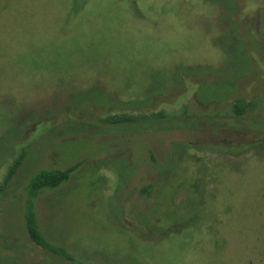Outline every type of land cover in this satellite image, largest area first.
<instances>
[{"label":"rangeland","instance_id":"1","mask_svg":"<svg viewBox=\"0 0 264 264\" xmlns=\"http://www.w3.org/2000/svg\"><path fill=\"white\" fill-rule=\"evenodd\" d=\"M0 264H264V0H0Z\"/></svg>","mask_w":264,"mask_h":264},{"label":"trees","instance_id":"2","mask_svg":"<svg viewBox=\"0 0 264 264\" xmlns=\"http://www.w3.org/2000/svg\"><path fill=\"white\" fill-rule=\"evenodd\" d=\"M243 104V100L236 99L232 104V112L234 115L239 116L245 110ZM164 116L161 113H151V114H143L137 116H129L125 114L120 115H107L102 118L100 121L104 124H132V123H148L151 120H160L163 119ZM20 162V155H18L11 165L8 167L6 175L4 177V182H6L9 177L12 175L16 167ZM73 170V168H67L63 171H41L30 181V187L33 189L36 188H45V189H54L59 186L61 183L65 182L68 178L69 173ZM27 235L29 240L36 246L46 249L43 240L38 235L35 227L28 223L27 225Z\"/></svg>","mask_w":264,"mask_h":264}]
</instances>
